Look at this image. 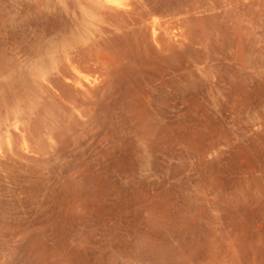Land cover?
<instances>
[{
    "label": "rangeland",
    "instance_id": "rangeland-1",
    "mask_svg": "<svg viewBox=\"0 0 264 264\" xmlns=\"http://www.w3.org/2000/svg\"><path fill=\"white\" fill-rule=\"evenodd\" d=\"M184 2L0 0V264H264V0Z\"/></svg>",
    "mask_w": 264,
    "mask_h": 264
},
{
    "label": "bare ground",
    "instance_id": "bare-ground-1",
    "mask_svg": "<svg viewBox=\"0 0 264 264\" xmlns=\"http://www.w3.org/2000/svg\"><path fill=\"white\" fill-rule=\"evenodd\" d=\"M89 1H92L95 4H97L99 6V9L97 10V12L101 13L105 17L107 15V18L113 19L114 17H121L124 20L130 21L131 24H134V26L138 30L139 34L137 36L139 37V35H140V37H139V40L141 39L140 42L143 41L142 38L147 39L146 36H149L148 42L151 43V45L154 43L153 44L154 46L152 45V47H154V49L156 47L157 49H159L160 51H163L165 53L167 50L169 51V49H171V48L173 49L176 47L175 51L174 50H173V52L170 51L171 54L170 53L169 54L172 55V53L174 54V52L177 51V47L179 45L181 46V44H182L181 47L179 46V50L181 51L182 50L181 48H183L186 45V44L184 45L183 43H186V41L188 42L187 37L185 35L188 36L190 34L189 33L190 29H185L186 31L188 30L187 34H185V32H183V31L182 32L177 31V33H176V32H174V30H171V28L174 27L172 25L175 24V21L177 22V21L182 20L184 22H187V19L191 18V17H188V15H187V14H190L188 12H189V9L191 7L188 6V8L185 9L186 10L185 13H183L184 11H180V9L183 7L182 3H186V2H184L185 0H183V2L181 1V3H179L182 7L179 6L180 8H176V9L173 8L172 2L168 4L170 6H167V2H166L165 3L166 7H165L164 6L165 4H162V3H164L163 0H162V2H161V0H158V2L159 1L161 2V4H158V5L157 4L154 5L152 3L154 1L156 3V0H153L152 2H151V0H89ZM190 3L189 4L192 5V1ZM175 4H178V3H175ZM186 4H188V3H186ZM159 5H161V6H159ZM170 7H172V9H170ZM189 21H191V20H189ZM171 23H173V24H171ZM192 38H191V40H192ZM145 41H147V40H145ZM145 41H143L144 43L143 42L142 43L144 45L149 46L150 44L148 45V42H146L147 43L146 44ZM190 42H192V41H190ZM175 43H177L178 45L176 46ZM193 43H194V40H193ZM193 43H188V44L191 45ZM143 44H141V45L143 46ZM172 45H174V47H172ZM142 46L140 48L145 49ZM149 48H151V46L148 47V49ZM184 48H183V50H184ZM188 48H190V47H188ZM146 49H147V47H146ZM153 51H156V50L152 49L151 52H153ZM158 51H156V52H158ZM156 52H154V53L157 55ZM183 52H186V50H184ZM159 54H163V53L160 52ZM160 56H164V55H160ZM192 61H193V59H192ZM199 61H200V63H202L201 62L202 60H199ZM193 63H196V60H195V62L193 61ZM70 66L75 73L80 72L79 69L77 68V66L73 64V62H70ZM198 66L200 67L199 63H198ZM198 66L196 65V67H198ZM200 68L205 69V65H204V67H202V65H201ZM205 70H203L204 72H202V73L205 74V72H206ZM199 71H202V70H199ZM74 86H77V85L75 84Z\"/></svg>",
    "mask_w": 264,
    "mask_h": 264
}]
</instances>
